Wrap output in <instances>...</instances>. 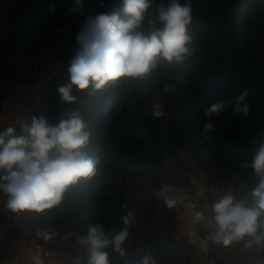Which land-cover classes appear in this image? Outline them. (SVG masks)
Returning <instances> with one entry per match:
<instances>
[{
	"label": "rangeland",
	"instance_id": "rangeland-1",
	"mask_svg": "<svg viewBox=\"0 0 264 264\" xmlns=\"http://www.w3.org/2000/svg\"><path fill=\"white\" fill-rule=\"evenodd\" d=\"M213 1L190 0L192 10ZM72 2L0 0V131L9 126H16L19 131L18 122L28 121L33 115H44L55 124L65 114L76 111L88 123L91 134L84 151L99 160L96 175L70 189L59 208L39 215L15 213L4 229L5 234L14 232L17 237L3 248L4 259L7 264H35L31 248L41 242L54 252L40 260L41 264H88L89 254L78 243V236L87 234V225L102 224L107 232H118L125 227L121 218L131 212L135 220L122 245L127 259L109 247L106 251L110 264H130L147 255L155 256L158 264L210 263L214 226L207 220L195 223L193 216L203 212L210 217L211 205L222 195L231 192L237 198L247 189L253 171L250 162L259 138L264 137L260 131L252 133L246 116L233 111L241 94L240 79L237 74L228 73L205 95H199V58L214 37L199 26L189 33L191 54L184 57L179 100L173 91H165L166 85L173 88V78L167 62L158 59L157 68L143 79L123 80L94 93L74 90L76 100L72 104H65L59 97L56 121L49 97L53 78L63 63V40L73 26L79 29L83 19L65 14ZM168 2L161 0V4ZM228 2L216 0L215 4L222 8ZM263 2L242 0L234 31L241 58L253 74L248 81L259 117H264ZM156 5L153 0L149 12H154ZM53 7L55 12L50 10ZM36 8L39 10L34 15ZM86 11L95 14L96 9L90 6ZM225 60L234 66L230 54ZM13 76L15 80L10 81ZM67 79L66 72L60 84ZM161 100L167 115L156 118L151 114L152 105ZM220 101L226 103L225 110L206 119L205 110ZM145 111L152 116L161 136L175 138L174 152L162 149L160 161L147 150L150 140L141 125ZM205 123L215 125L208 139L202 136ZM129 144L133 146L130 150L141 158L140 166L133 167L130 159L124 157ZM245 162L248 167H243ZM163 184L172 187L169 195L181 200L173 209L165 206L158 191H151L152 186L161 188ZM120 191L126 194L124 212L119 209ZM189 203L194 207H188ZM39 233H51V239L45 240ZM201 241L206 243V251ZM143 249L147 253L141 256Z\"/></svg>",
	"mask_w": 264,
	"mask_h": 264
},
{
	"label": "clouds",
	"instance_id": "clouds-1",
	"mask_svg": "<svg viewBox=\"0 0 264 264\" xmlns=\"http://www.w3.org/2000/svg\"><path fill=\"white\" fill-rule=\"evenodd\" d=\"M152 3L153 0H122L119 11L88 14L86 0H73L65 14L83 19L75 33L67 82L57 88L62 102L74 103V90L94 93L109 84L143 79L157 68L158 59L172 64L191 54L192 37L187 32L192 22L190 0H169L149 12ZM50 10L55 12V7ZM165 91L175 89L166 85ZM248 95L245 90L237 97L234 113L249 114L245 103ZM163 107L162 100L154 103L152 116L167 115ZM225 107L223 101L213 103L205 110V118L219 116ZM18 127L19 131L16 126L0 131V193L6 196L5 207L12 213L39 215L59 208L70 189L96 175L99 160L84 151L91 134L78 112L70 111L55 124L44 115H33L28 121L21 119ZM214 131V124L205 123L202 136L208 139V133ZM248 166V162L243 164ZM250 166L258 181L245 199L228 192L211 205L212 216L205 217L203 212L193 216L195 223L207 220L214 226L213 243L228 247L243 241L246 248L264 245V137L259 138ZM172 191L170 185L163 184L157 192L169 209L181 203L169 195ZM188 207L194 205L189 203ZM134 220L133 213L128 212L121 218L125 227L118 232H107L104 225L89 223L87 234L78 236V243L89 254L88 264H110L106 251L109 247L126 260L122 245ZM39 235L51 239V233ZM190 235L194 237L195 233ZM201 245L206 251V243L201 241ZM35 264H41L39 258ZM130 264H158V259L147 255Z\"/></svg>",
	"mask_w": 264,
	"mask_h": 264
},
{
	"label": "trees",
	"instance_id": "trees-1",
	"mask_svg": "<svg viewBox=\"0 0 264 264\" xmlns=\"http://www.w3.org/2000/svg\"><path fill=\"white\" fill-rule=\"evenodd\" d=\"M242 0H229L228 3L222 5V8L218 7L216 0L212 2L209 6L203 7L201 9L192 10V22L187 28L188 34L199 26L204 27L206 30L211 32L214 37L212 38L211 44L202 52L199 63H198V73L196 78V83L200 87L199 95H205L206 91L211 89V87L217 81H221L229 74H237L240 79V92L248 90L249 95L246 97L245 103L249 106V114L246 116L250 131L257 134L259 131L264 135V117H259L257 115L258 105L255 103V98L251 93L249 88V77H252V72L246 67L244 61L241 58L239 48L235 42L234 31L238 18L240 16ZM88 7H94L96 9L95 13L100 12H112L119 11L122 7V0H86ZM156 7L161 4V0H155ZM39 9H33V14L36 15ZM263 12H264V2H263ZM78 31L76 27H72L71 33L68 36H65L64 43L62 46V66L56 73L52 82V92L49 97V102L52 105L53 111L56 113L55 120L57 121V101L59 95L57 88L60 85V82L67 72L69 62L73 55V50L75 48V41L71 43V37ZM228 54L231 55V59L234 61V66L230 65L229 62H226L225 57H228ZM183 62L184 59L178 63L168 64V69L173 78V94L176 100H179V90L180 86V75L183 72ZM229 73V74H228ZM14 76L10 78V81H14ZM5 89L2 91L1 95L4 94ZM172 108V107H171ZM182 108V106H181ZM142 128L146 131L150 145L147 146L150 154L155 156L156 161H160L161 151L164 148H169L173 151L174 140L172 136L165 138L161 136L152 120V116L148 111H145L143 117L141 118ZM128 142V140H126ZM129 143V142H128ZM132 144H129L127 148L130 152L123 153L125 158L130 159L133 167L140 166L141 158L138 157L132 149ZM174 152V151H173ZM150 166L149 163H146V166ZM143 167H145L143 165ZM254 172L252 171L251 178L253 177ZM251 178L248 185L250 184ZM160 188L157 186H152L151 191L157 192ZM120 195V210L124 212L127 206L126 194L122 191L119 192ZM0 218L5 220V217L0 214ZM1 221V222H2ZM17 234L11 232L6 234L2 240V246L0 248V260L3 258L1 255V250L7 248L16 240ZM147 253V249H143L140 252L141 256H144Z\"/></svg>",
	"mask_w": 264,
	"mask_h": 264
},
{
	"label": "crops",
	"instance_id": "crops-1",
	"mask_svg": "<svg viewBox=\"0 0 264 264\" xmlns=\"http://www.w3.org/2000/svg\"><path fill=\"white\" fill-rule=\"evenodd\" d=\"M257 181L258 177L253 175L247 189L239 194L237 199H245L247 193L255 186ZM5 200V195L0 193V214L5 217L3 221L0 218V248L2 246V240L6 235L4 228L11 221L12 217L15 216V213H12L5 207ZM211 246L212 248L209 254L210 263L208 264H264V245H261L259 248L255 246L246 248L242 241L240 243H233L228 247L211 242ZM209 249L210 246L208 247ZM1 255L4 256V249L1 250ZM7 263V259H4V257L0 260V264Z\"/></svg>",
	"mask_w": 264,
	"mask_h": 264
},
{
	"label": "built area",
	"instance_id": "built-area-1",
	"mask_svg": "<svg viewBox=\"0 0 264 264\" xmlns=\"http://www.w3.org/2000/svg\"><path fill=\"white\" fill-rule=\"evenodd\" d=\"M53 253V250H51L41 242H35L31 248V256L34 259L39 258L40 260H42L44 258H49L53 255Z\"/></svg>",
	"mask_w": 264,
	"mask_h": 264
}]
</instances>
